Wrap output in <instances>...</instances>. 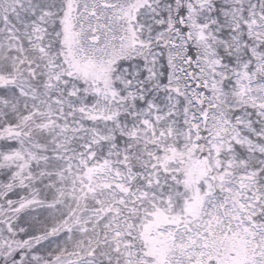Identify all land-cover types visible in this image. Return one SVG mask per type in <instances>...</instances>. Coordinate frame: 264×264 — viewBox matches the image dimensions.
I'll return each instance as SVG.
<instances>
[{
    "label": "snow or ice",
    "instance_id": "6c2138e0",
    "mask_svg": "<svg viewBox=\"0 0 264 264\" xmlns=\"http://www.w3.org/2000/svg\"><path fill=\"white\" fill-rule=\"evenodd\" d=\"M0 264H264V0H0Z\"/></svg>",
    "mask_w": 264,
    "mask_h": 264
}]
</instances>
